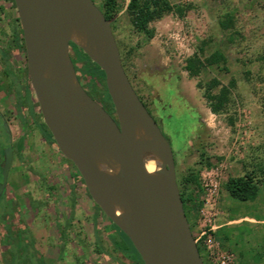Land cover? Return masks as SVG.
Returning <instances> with one entry per match:
<instances>
[{"label":"rangeland","instance_id":"rangeland-1","mask_svg":"<svg viewBox=\"0 0 264 264\" xmlns=\"http://www.w3.org/2000/svg\"><path fill=\"white\" fill-rule=\"evenodd\" d=\"M93 1L103 9L104 0ZM115 1L118 12L111 27L126 75L170 143L176 180L179 182L191 171L198 172V184L182 188L192 234H198L202 191L199 174L204 168L225 165L217 209L220 201V209L231 216L264 217V0H168L181 8L183 15L173 11L151 22L150 39L133 28L126 12L129 0ZM9 6V1L0 0V48L13 34ZM227 16L231 17V25L222 30L219 23ZM215 51L224 54L225 65H205ZM192 57L204 64L194 77L185 70L186 61ZM22 60V55L12 54L13 69L24 78ZM213 79L221 86L234 84L227 110L220 114L212 113L204 98L206 86ZM8 81L0 61V113L7 121L15 149L8 193L0 202V264L10 263L7 230L14 241L21 232L31 242L33 264L38 263L36 260L42 264H130L112 246L111 239L116 238L113 228L81 185L79 196L75 193L80 212L65 213V194L73 190L62 169L74 168L43 137L37 127L41 120L29 115V104L23 101L22 123L13 106L14 91L6 95ZM0 129L6 144L2 123ZM207 162L210 166L205 165ZM245 174L258 183L257 201L241 202L229 197L228 203L224 197L226 181ZM219 216L218 210L216 225ZM237 232L241 248L248 243L251 255H261L264 227L243 224ZM198 245L203 263L213 264L201 243ZM222 248L234 255L237 264L236 255ZM125 249L130 253L128 246ZM245 255L248 257L247 252Z\"/></svg>","mask_w":264,"mask_h":264},{"label":"water","instance_id":"water-1","mask_svg":"<svg viewBox=\"0 0 264 264\" xmlns=\"http://www.w3.org/2000/svg\"><path fill=\"white\" fill-rule=\"evenodd\" d=\"M13 3L32 109L91 201L129 239L143 264H204L184 212L170 143L124 71L111 21L93 0ZM70 43L104 73L113 116L80 85ZM12 154L9 146L0 199Z\"/></svg>","mask_w":264,"mask_h":264},{"label":"trees","instance_id":"trees-1","mask_svg":"<svg viewBox=\"0 0 264 264\" xmlns=\"http://www.w3.org/2000/svg\"><path fill=\"white\" fill-rule=\"evenodd\" d=\"M10 2L12 8L15 9L13 0H7ZM175 12L178 15H183V10L179 7L172 6L168 0H129L126 6V12L130 17L131 24L136 32L144 34L147 38H152L153 31L149 28L151 22L162 18L164 15L171 12ZM106 20L111 21L114 15L118 12V6L115 0H104L103 9L101 10ZM231 17L227 16L224 21L219 23L222 30H227L230 27ZM14 27H12V37L8 40V44L4 48H0V61L2 65V73L5 77L8 78V89L6 95L11 94L14 91L15 98L13 99V106L15 110L19 113V117L24 123L25 117L21 116L22 106L21 102H25L29 108V115L32 118L36 117L33 109L29 106L30 95L27 85L26 78V67L24 78L19 76L17 71L13 69L11 64L12 54H18L23 56V64L25 65V49L22 39V32L17 18V13L13 18ZM69 49H71V60L75 69L76 77L87 94L96 102H98L108 114H113V106L111 104L110 98L107 94L105 87V76L104 73L92 63L89 58L73 43H70ZM122 62V59H121ZM205 65L212 66L217 64H226V58L224 54L220 51H215L209 58L204 61ZM124 68V64L122 62ZM204 67V64L199 61L197 57L189 58L186 61L185 70L192 77L197 76L201 68ZM125 71V69H124ZM126 73V72H125ZM234 87V84L231 83L229 87L221 86L219 81L216 79L211 80L205 90L204 98L206 100L207 106L210 111L214 114H220L227 110L228 104L230 102V89ZM216 91V92H215ZM140 99V98H139ZM141 101V99H140ZM142 102V101H141ZM143 103V102H142ZM145 106V105H144ZM146 107V106H145ZM39 131H41L44 138L58 151L50 133L48 132L45 125L40 122L37 125ZM70 163V162H69ZM71 164V163H70ZM72 165V164H71ZM206 166H210L207 162ZM74 168V166L72 165ZM74 170H76L74 168ZM77 173V171H76ZM198 172L191 171L189 174L183 176L179 182H177L180 196L183 202V208L185 212V202L186 197L182 191V188L186 184H198L197 178ZM80 184L87 194V191L84 187L83 181L77 173ZM225 190L228 195L235 200L241 202H254L257 198L258 193V183L254 180L253 176L250 174H245L236 178H229L225 185ZM91 201L90 197L88 196ZM195 198V197H194ZM193 197L191 198L194 199ZM92 202V201H91ZM93 203V202H92ZM95 209L102 213L100 209L93 203ZM103 214V213H102ZM186 214V212H185ZM104 215V214H103ZM187 217V215H186ZM188 220V219H187ZM110 227L113 228V232L116 235V238H112V246L115 250L119 251L124 255V257L130 261L132 264H143L138 253L134 249L133 245L129 239L114 225L108 220ZM6 243L10 251V263L9 264H33L32 259L34 258V253L31 252V242L22 234L21 232L17 235V241H14L11 238L10 232L6 231ZM26 245V246H25ZM29 248H28V247ZM125 246H128L130 253L127 252ZM200 257L202 256V249L197 245ZM31 252V253H30ZM33 254V255H32ZM21 258V262L19 259ZM35 264H42L41 260H36Z\"/></svg>","mask_w":264,"mask_h":264},{"label":"built area","instance_id":"built-area-1","mask_svg":"<svg viewBox=\"0 0 264 264\" xmlns=\"http://www.w3.org/2000/svg\"><path fill=\"white\" fill-rule=\"evenodd\" d=\"M224 169L225 165L222 164L216 168H204L200 172L199 180L202 191L199 197L201 206L198 211V234L195 236L191 232L196 245L201 243L207 259L213 264H235L234 255L223 250L221 242L216 237L217 198Z\"/></svg>","mask_w":264,"mask_h":264},{"label":"crops","instance_id":"crops-1","mask_svg":"<svg viewBox=\"0 0 264 264\" xmlns=\"http://www.w3.org/2000/svg\"><path fill=\"white\" fill-rule=\"evenodd\" d=\"M9 10L12 13V20H11V25L14 27L13 24V18L15 17L16 10L14 8H11L9 6ZM64 173L66 172L67 175V181L70 183L72 187V193L71 194H65V213L70 211V215L72 213L76 214L80 212L78 204H76V199H75V193L77 192V196H79L80 192V180L79 182L74 179L73 177V171L67 169L65 166H63ZM71 181V182H70ZM259 190V187H258ZM258 195V194H257ZM224 197H227V202L230 203L229 200V195L227 192L224 193ZM257 201V198L256 200ZM254 201V202H255ZM257 204V203H256ZM71 208V209H70ZM218 210L220 213L219 218L217 219V232H216V237L217 239L221 242L222 246H225L228 250L233 252L236 255L237 259V264H264V247H261V255H256L252 254L251 255V248L249 247V244L247 243L244 248H241V244L238 241L237 236H239V233L237 232L238 227H241L243 224H248L250 226H260L264 227V217L262 218H255L253 216H248V215H242V216H231L229 214V211L223 212L220 209V201H219V206ZM67 210V211H66ZM73 218H75L73 216ZM247 252L248 257H246L245 253ZM242 258V259H241ZM128 261V260H126ZM118 262L115 261V264ZM130 264H132L129 261Z\"/></svg>","mask_w":264,"mask_h":264},{"label":"flooded vegetation","instance_id":"flooded-vegetation-1","mask_svg":"<svg viewBox=\"0 0 264 264\" xmlns=\"http://www.w3.org/2000/svg\"><path fill=\"white\" fill-rule=\"evenodd\" d=\"M98 103V102H97ZM99 104V103H98ZM147 109V108H146ZM148 110V109H147ZM148 112L150 113V111L148 110ZM151 114V113H150ZM112 115V114H111ZM113 116V115H112ZM153 117V116H152ZM0 123H2V130H3V132L6 134V136H7V139H8V141L6 142V144H4V141H3V137H2V132H1V129H0V143L2 144V145H5V147H1L0 146V172H1V165H2V163H3V155H4V151L9 147V146H11L12 147V150H13V154H12V161H11V166H12V162L14 161V158H15V149H14V145H13V143H12V138H11V133H10V129H9V126H8V124H7V121H6V119L2 116V114L0 113ZM5 124H6V126H7V128H8V130L6 131L5 130ZM41 132V131H40ZM42 134V133H41ZM44 137V136H43ZM66 160V159H65ZM67 161V160H66ZM68 162V161H67ZM69 163V162H68ZM11 166H10V168H11ZM9 173H10V169H9ZM9 173H8V176H9ZM73 177H74V179L75 180H77L78 182H79V177H78V175H77V173H76V170H74L73 171ZM7 180H8V177H7ZM5 192H6V194L8 193V190H7V185H6V189H5ZM3 198V197H2ZM2 198L0 199V202H1V200H2ZM5 199V198H4ZM3 199V200H4ZM2 203H3V201H2ZM2 206V204L0 205V207ZM0 222H1V218H0Z\"/></svg>","mask_w":264,"mask_h":264},{"label":"bare ground","instance_id":"bare-ground-1","mask_svg":"<svg viewBox=\"0 0 264 264\" xmlns=\"http://www.w3.org/2000/svg\"><path fill=\"white\" fill-rule=\"evenodd\" d=\"M147 168H148L150 171H154V170H156V167H155V165H154L153 162H148V164H147Z\"/></svg>","mask_w":264,"mask_h":264}]
</instances>
